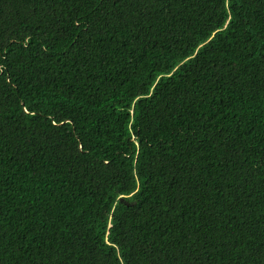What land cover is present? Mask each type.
<instances>
[{"label": "trees", "instance_id": "16d2710c", "mask_svg": "<svg viewBox=\"0 0 264 264\" xmlns=\"http://www.w3.org/2000/svg\"><path fill=\"white\" fill-rule=\"evenodd\" d=\"M0 264H264V0H0Z\"/></svg>", "mask_w": 264, "mask_h": 264}]
</instances>
